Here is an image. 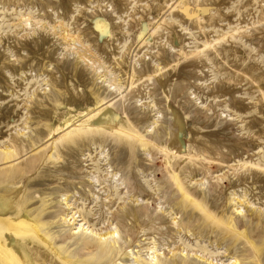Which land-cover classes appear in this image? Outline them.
Returning a JSON list of instances; mask_svg holds the SVG:
<instances>
[{
  "label": "rangeland",
  "instance_id": "obj_1",
  "mask_svg": "<svg viewBox=\"0 0 264 264\" xmlns=\"http://www.w3.org/2000/svg\"><path fill=\"white\" fill-rule=\"evenodd\" d=\"M95 103L98 128L53 132L69 106ZM117 115L131 135L114 131ZM8 147L18 155L0 162L3 251L22 256L19 242L40 235L42 264H104L97 237L73 245L84 223L100 235L118 228L111 264H136L131 250L150 259L153 242L161 264H257L264 0H0ZM42 200L44 218L61 213L45 229L66 239L45 234Z\"/></svg>",
  "mask_w": 264,
  "mask_h": 264
},
{
  "label": "bare ground",
  "instance_id": "obj_2",
  "mask_svg": "<svg viewBox=\"0 0 264 264\" xmlns=\"http://www.w3.org/2000/svg\"><path fill=\"white\" fill-rule=\"evenodd\" d=\"M96 104H98V103H95V104H92V105L91 104L90 105L89 104H80V105H73V104L71 105L70 104L71 106L68 107V111H66L64 116L57 122V124L54 127L53 132L54 133L58 132L61 129H69V127L77 124L78 125V130L75 131V132L81 133L82 136H85V135H87V133L91 132L93 129L98 128L99 126H96L95 124H92V123H93V119L97 118L99 116V114L101 113V111L98 110L97 112L93 113V115H89V113H92L94 111L93 109L96 108V107H94V105H96ZM87 115H89V116L86 117ZM109 121L112 123L114 131L119 129V133L120 134L131 135L129 130L121 127V126H123V123H122V121L119 120L118 115H117V117L115 116L113 118V120L111 119ZM55 152H53L49 156V160L47 159L48 160V165H51V168L54 167L55 169H53V170L60 171L62 162L60 161L59 158H62V155L60 154L61 152H59V153L58 152L55 153ZM16 155H18V153L15 151V148L14 147L13 148L8 147V148H6V149H4L3 151L0 152V162L4 161L6 159L13 160V159H15L13 157L16 156ZM4 162H6V161H4ZM70 170L68 169V171H70ZM64 178L65 177H63L62 179H64ZM65 179H66V181L69 180V178H65ZM120 188H121L120 184H115L114 185L115 192L116 191L118 192V190H120ZM61 194L62 193H60V195ZM45 196H44V198H45ZM65 197H67V195ZM45 199H47V198H45ZM120 199L121 198L119 197V200ZM32 200H34V199H32ZM66 200H67V198L63 199V201H66ZM65 203L67 204V202H65ZM41 204H42V206L39 207L40 212L38 213V217L40 218L39 220H40V223H41V227L44 230L45 227L48 224L56 222L55 220L57 218L60 219L61 218V213L56 214L57 212H53L52 211V213L49 214V217H45L44 218L43 217V213L46 210L48 211L49 207L48 206H47L48 208L46 207V203L44 204L43 200H42ZM124 206H126L125 202H124ZM53 208H52V210H53ZM67 209H70V207L67 208ZM134 209L135 208H133L132 210L134 211ZM81 210H82V212H81V214L79 216H81L82 220H85V222H86V219H87L86 216H89L90 212L85 210L84 207H82ZM50 211H51V209H50ZM82 213H84V214H82ZM57 215H59V217ZM66 216H68V215H66ZM74 217H75V213H74V215L72 217H70V220L71 219L72 220H76V218H74ZM85 226H87V224ZM77 229H78L77 232H73V234L77 235L76 236L77 240L74 242L73 245L75 246V245H78L80 243H83L84 246L85 245L86 246H92V243L94 241H96L94 239V237H97V239H98L97 241L101 245V248H100L101 250H104V246H108V248L105 249L106 250V255L103 257L105 259L104 260V264H111V262H109V258L108 257H109V253L111 251H113L112 246L116 247V245L118 244V239L117 238H118L119 235H116V234L119 233L118 228H115L114 230L106 231L104 234H101V235L94 233V230L90 229V227H86L85 228L84 227V223L80 224L79 227H77ZM54 233H56V232H54ZM45 234L48 237H50L51 239H56L57 242L67 238V236H66L67 234L66 233L51 235L52 232L49 233L48 229H45ZM38 236H39V238L38 237H34V236H30L29 239H27L25 241H22V242H19V248L22 250V254H23L22 256H20V254L17 252V250H16V248L14 246L13 247H7L6 250L3 251V249L1 248V244H0V264H42V260L38 256V251H42L40 248L45 249V247L42 246V244L40 242V239H43L42 236H40V235H38ZM71 238H72V236H71ZM15 240L20 241L21 238L16 236ZM0 243H1V231H0ZM70 244H71V246L73 248L72 242ZM70 244H69V246H70ZM155 244H156V242H153L152 243V247L149 248V250H152V252L150 254V259H141L140 260V257L138 255H136L135 253H133L132 250L130 251L131 253H128V254L129 255H133V256L135 255V260L134 261H135L136 264H161V262H160L161 260L159 259V256H158L159 254H157L158 253V249L156 248ZM80 246H81V244H80ZM76 249H77V247H76ZM254 256L256 258H258V256H259V254L257 253V251L255 249H254ZM263 262H264V257L262 258V256H260L257 264H264ZM118 264H124V262L120 261V262H118ZM233 264H239L238 260L235 259Z\"/></svg>",
  "mask_w": 264,
  "mask_h": 264
}]
</instances>
